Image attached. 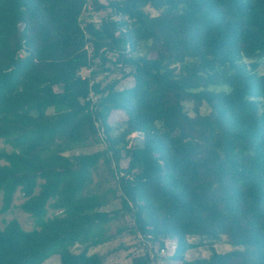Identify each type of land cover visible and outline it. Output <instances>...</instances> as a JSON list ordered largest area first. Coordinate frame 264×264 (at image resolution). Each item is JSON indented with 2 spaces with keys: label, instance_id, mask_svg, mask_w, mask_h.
I'll use <instances>...</instances> for the list:
<instances>
[{
  "label": "trees",
  "instance_id": "obj_1",
  "mask_svg": "<svg viewBox=\"0 0 264 264\" xmlns=\"http://www.w3.org/2000/svg\"><path fill=\"white\" fill-rule=\"evenodd\" d=\"M262 62L264 0H0V211L34 222L0 264H101L125 230L129 264H264Z\"/></svg>",
  "mask_w": 264,
  "mask_h": 264
},
{
  "label": "rangeland",
  "instance_id": "obj_2",
  "mask_svg": "<svg viewBox=\"0 0 264 264\" xmlns=\"http://www.w3.org/2000/svg\"><path fill=\"white\" fill-rule=\"evenodd\" d=\"M150 13L156 14L157 11L149 9ZM96 21V19H94ZM256 73H264V62L260 63L259 66L255 70ZM127 84H120L119 87L126 86ZM190 103H185V108L190 115H192L190 111ZM201 112L206 113L208 108L205 104L201 106ZM132 144H139V141L136 139H132ZM0 147H5L9 149L8 146L4 145L2 141H0ZM101 148V145H95L88 148L76 149L71 153H85V152H92L97 149ZM123 164V163H122ZM1 198V195H0ZM23 200L21 193L17 190L13 196V200L11 203V207L5 211H0V227H3L6 222L10 219H15L20 224V226L24 230H30L34 227L33 219L25 212H23L19 208V204ZM119 205L118 200H114L109 205H107L104 209L111 211L114 208H117ZM0 206H1V199H0ZM52 212L48 211V215H51ZM143 246L140 243V239L131 234L129 231L125 230L120 234H116L110 239L108 242L100 245H96L90 247L88 249V253H97L101 256L102 262L101 264H129L132 257L139 254L143 250ZM214 247L219 252H224L231 249V246L225 242L224 239L214 243ZM73 251L78 252L81 249V246L75 245L72 247ZM208 255V250L206 247H199L196 249H192L187 251L186 257L188 259H192L194 257H205ZM58 256L53 255L46 259L42 264H58Z\"/></svg>",
  "mask_w": 264,
  "mask_h": 264
},
{
  "label": "built area",
  "instance_id": "obj_3",
  "mask_svg": "<svg viewBox=\"0 0 264 264\" xmlns=\"http://www.w3.org/2000/svg\"><path fill=\"white\" fill-rule=\"evenodd\" d=\"M174 244L171 241H166L158 254H150L149 264H169L168 257L172 253Z\"/></svg>",
  "mask_w": 264,
  "mask_h": 264
}]
</instances>
